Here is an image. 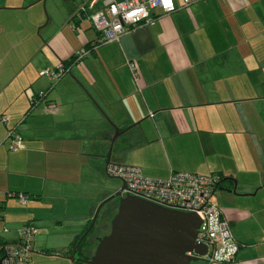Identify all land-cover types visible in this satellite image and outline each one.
<instances>
[{
	"label": "crops",
	"instance_id": "obj_1",
	"mask_svg": "<svg viewBox=\"0 0 264 264\" xmlns=\"http://www.w3.org/2000/svg\"><path fill=\"white\" fill-rule=\"evenodd\" d=\"M87 1L0 0V114L8 117L0 121V244L31 222L39 228L31 261L64 264L118 188L110 162L151 178H225L212 201L240 247L232 262L197 263L264 264V0H175L173 11L154 10L153 24L98 44L52 81L42 70L99 37L87 15L102 0L81 11ZM42 91L46 99L25 115ZM11 129L23 140L15 151ZM52 235L58 242L48 247Z\"/></svg>",
	"mask_w": 264,
	"mask_h": 264
},
{
	"label": "built area",
	"instance_id": "obj_2",
	"mask_svg": "<svg viewBox=\"0 0 264 264\" xmlns=\"http://www.w3.org/2000/svg\"><path fill=\"white\" fill-rule=\"evenodd\" d=\"M95 1L88 0L80 10L85 11L86 5L93 6ZM182 1L188 4L195 0ZM175 8V0H102V8L87 16L99 34L95 41L100 44L117 41L138 25L153 24L156 19L153 12L156 9L170 12ZM89 52L88 48H81L74 54V60L79 61ZM129 66L136 77L134 63H129ZM66 69L63 64H59L55 70L44 69L41 73L50 80L56 81ZM54 107L55 105L51 102L45 105L46 109ZM7 120L6 115L0 114L1 122ZM7 135L10 138L11 150L15 151L23 147L20 134L11 129ZM105 171L107 175L124 181L125 193L168 208L195 213L201 221L196 240L208 246L204 256L206 261L228 263L234 260L240 245L233 238L229 222L221 208L212 201L220 182L218 175L171 171L167 178H151L145 176L138 166L110 162L106 164ZM18 197L21 202L26 199L24 194ZM38 231L39 228L31 222L21 226L17 231L16 241L0 246L2 264H28L34 251V238Z\"/></svg>",
	"mask_w": 264,
	"mask_h": 264
},
{
	"label": "water",
	"instance_id": "obj_3",
	"mask_svg": "<svg viewBox=\"0 0 264 264\" xmlns=\"http://www.w3.org/2000/svg\"><path fill=\"white\" fill-rule=\"evenodd\" d=\"M124 190L122 181V186L95 208L83 236L95 223L101 208L110 200H118L109 233L97 238L93 254L82 261L87 264H191L203 259L208 246L196 240L201 221L195 213L171 209Z\"/></svg>",
	"mask_w": 264,
	"mask_h": 264
},
{
	"label": "trees",
	"instance_id": "obj_4",
	"mask_svg": "<svg viewBox=\"0 0 264 264\" xmlns=\"http://www.w3.org/2000/svg\"><path fill=\"white\" fill-rule=\"evenodd\" d=\"M98 45V43L96 42V41H93V42H90L89 44H87L86 45V48H88L89 50H90V52L91 51H93L94 49H95V47ZM74 58H75V56H73V58L69 61V62H64V67H66L67 69H66V71L68 70V64H70L71 63V61L72 60H74ZM73 62V61H72ZM68 63V64H67ZM53 81V80H52ZM41 93H43V94H41ZM41 94V95H40ZM46 99V92H39L38 94H35V95H33L31 98H30V106H29V108L27 109V111L25 112V115H28V114H31L37 107H38V105H40V103H43V101ZM47 103H49V101H45V105L47 104ZM219 176V175H218ZM220 177V182H219V185L218 186H220L221 185V183L223 182V180L225 179V178H223V177H221V176H219ZM20 194H22V193H20V192H15L14 193V195L15 196H19ZM25 196H26V194H25ZM19 198V197H18ZM26 200V199H25ZM24 203H25V201H24ZM99 216V215H98ZM97 221H98V217H97V219H96V221H95V223L93 224V226L89 229V231L87 232V234L85 235V236H83V234L86 232H83V233H81V234H79V235H77L75 238H74V240L71 242V244H70V248L67 250V252L68 253H72L73 252V250L75 249V247L78 245V247H77V251H76V254H78L80 257H82V258H85V259H88L89 257L87 256V254H88V252H87V250H86V246L88 245V242H87V239L89 238V236H90V234L95 230V228H96V223H97ZM28 223V222H27ZM90 224V223H89ZM23 226V225H22ZM89 226V225H88ZM37 235V234H36ZM83 236V237H82ZM35 238H36V236H35ZM35 238H34V241H35ZM96 242H97V239H95V240H93L92 241V243H90L89 244V246H90V248H88V251H90V252H92V250H94V248H95V245H96ZM93 244H95V245H93ZM2 244H0V246H1ZM240 245V244H239ZM89 255V254H88ZM0 258H1V250H0ZM76 260V259H75ZM74 260V264H79V263H85L84 261H82V260H76L75 261ZM31 261V260H30ZM30 263V262H29ZM28 263V264H29ZM87 264V263H86Z\"/></svg>",
	"mask_w": 264,
	"mask_h": 264
},
{
	"label": "rangeland",
	"instance_id": "obj_5",
	"mask_svg": "<svg viewBox=\"0 0 264 264\" xmlns=\"http://www.w3.org/2000/svg\"><path fill=\"white\" fill-rule=\"evenodd\" d=\"M42 10H43V12L45 14V17L47 19V10H46L45 5H42ZM56 10H57L58 13L61 11V9H58V8ZM46 19H45L44 23H46V21H47ZM9 145H10V143H9ZM109 179L114 181L116 183V185L118 186V188L122 186V180L121 179L114 178V177L113 178L109 177ZM116 204H117L116 201L113 199V200H110L109 202H107L101 208V210L99 212V216H98V221L96 223V228H95V230L97 231V232L95 231L97 233L96 236H99V235L101 236V235H103V234L108 232L110 218L113 215V213L115 212ZM56 237L57 236H55V235H52V236L48 237V247H51L54 244V242H58L57 241L58 239H56ZM93 245H95V244H93ZM88 248H90V246ZM87 252L89 254V255L87 254L88 257L91 254H93V250H92V252L87 250ZM35 258H36V254H35ZM75 259L78 261V260H81V257L78 254H75L74 259H71V255H70V257H68V259H65V263L64 264H74V260ZM34 261L35 260H32L29 264H34ZM200 262L204 263V262H207V261L204 260V261H200ZM50 263L51 264H62L60 261H57V260H55L54 262L50 261ZM50 263H48V264H50ZM42 264H46V263L43 262ZM79 264H86V263H79ZM191 264H199V263H197V261H194Z\"/></svg>",
	"mask_w": 264,
	"mask_h": 264
},
{
	"label": "flooded vegetation",
	"instance_id": "obj_6",
	"mask_svg": "<svg viewBox=\"0 0 264 264\" xmlns=\"http://www.w3.org/2000/svg\"><path fill=\"white\" fill-rule=\"evenodd\" d=\"M116 203H117V204H116L115 212H116V210H117L118 200L116 201ZM171 209H172V208H171ZM115 212L113 213V215L115 214ZM113 215L111 216V218L113 217ZM111 218H110V220H111ZM109 231H110V222H109V230H108L107 233H109ZM107 233H105V234H107ZM105 234H103V235H101V236L99 235V236H97V238H98V237H102V236H104ZM97 244H98V241L96 242L95 248H96ZM95 248H94V250H95ZM94 250H93V252H94ZM89 258H90V257H89ZM81 259H85V258H82V257H81Z\"/></svg>",
	"mask_w": 264,
	"mask_h": 264
},
{
	"label": "bare ground",
	"instance_id": "obj_7",
	"mask_svg": "<svg viewBox=\"0 0 264 264\" xmlns=\"http://www.w3.org/2000/svg\"><path fill=\"white\" fill-rule=\"evenodd\" d=\"M203 259H204V257H203ZM205 260V259H204Z\"/></svg>",
	"mask_w": 264,
	"mask_h": 264
}]
</instances>
